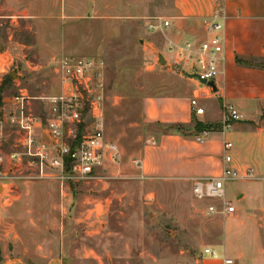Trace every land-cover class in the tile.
Returning <instances> with one entry per match:
<instances>
[{"label": "rangeland", "instance_id": "374dc122", "mask_svg": "<svg viewBox=\"0 0 264 264\" xmlns=\"http://www.w3.org/2000/svg\"><path fill=\"white\" fill-rule=\"evenodd\" d=\"M18 1L15 13L13 0H0V260L60 255L69 264L197 262L201 250L222 241L227 225H236L241 209L229 217L204 215L203 205L216 202L197 201L188 179L143 173L140 153L175 131L142 123L144 101L186 89L199 94L181 73L177 52H168L198 38V27L179 20L173 0ZM164 21L170 27L157 29ZM64 57L100 65L96 96L104 135L120 152L96 178L76 183L60 182L48 162L29 156L20 127L22 115L45 120V99L61 93L55 63ZM20 95L28 100L23 110L14 100ZM35 134L49 142L44 127ZM240 185H225L234 204Z\"/></svg>", "mask_w": 264, "mask_h": 264}, {"label": "crops", "instance_id": "0c3cea01", "mask_svg": "<svg viewBox=\"0 0 264 264\" xmlns=\"http://www.w3.org/2000/svg\"><path fill=\"white\" fill-rule=\"evenodd\" d=\"M12 3L17 13L21 3ZM216 4L225 16L219 74L209 88L196 87L199 94L194 92V97L186 89L177 96L144 101L142 123H159L175 131L163 133L154 147L144 148L140 167L155 178L216 176L224 167L222 145L230 142L231 167L237 170L238 178L234 181L241 184L233 191V199L241 213L233 218L236 225H227L222 241L208 246L217 258H209L201 250L197 262L186 260L185 264H222V257L233 259L234 264H264V199L260 189L264 187V0H173V11L179 20L192 21L200 32L198 22L210 17ZM192 99L204 108L202 116L192 115ZM222 104L235 108L240 120L229 132L216 130L202 144L197 143L191 121L220 125ZM186 128H190L188 135L183 134ZM0 264L69 263L60 255H38L34 261L6 256Z\"/></svg>", "mask_w": 264, "mask_h": 264}, {"label": "built area", "instance_id": "2783aa9c", "mask_svg": "<svg viewBox=\"0 0 264 264\" xmlns=\"http://www.w3.org/2000/svg\"><path fill=\"white\" fill-rule=\"evenodd\" d=\"M224 19L223 10L216 4L211 16L198 22L201 30L198 38L178 47L168 48L169 53L177 52L176 56L183 67L181 73L203 90L209 88V84L219 74L218 64L224 44L221 34ZM149 27L156 30L152 25ZM169 27L170 23L164 21L157 29L167 30ZM55 65L60 74L61 93L45 99L49 110L44 121L31 115H22L20 127L25 134L23 147L29 156L48 162L60 182L76 183L96 178L100 169H105L106 164L115 162L119 156L117 146L105 140L101 98L96 96V90L102 89L96 79V71L101 67L89 59L69 57L58 58ZM14 100L20 104L22 110L28 101L25 95L15 96ZM190 107L194 117L204 114V108L197 100L192 99ZM221 110L222 121L218 131L229 132L233 124L240 120V116L228 104H222ZM86 121L89 126L84 130ZM41 127L46 129L49 142L36 139L35 130ZM210 133L206 130L196 133V142L202 144ZM231 148L230 142L223 143L224 167L218 175L189 180L192 194L197 201L216 202L203 205L202 212L206 216L229 217L237 211L234 203L225 196L226 183L238 179L237 170L231 167ZM12 158L16 159L17 156ZM202 253L209 258H217L210 248L203 249ZM221 263L234 264V261L222 257Z\"/></svg>", "mask_w": 264, "mask_h": 264}, {"label": "trees", "instance_id": "16d2710c", "mask_svg": "<svg viewBox=\"0 0 264 264\" xmlns=\"http://www.w3.org/2000/svg\"><path fill=\"white\" fill-rule=\"evenodd\" d=\"M193 129L195 130L196 133H199L201 131H209V132H214L216 130L220 129V125L218 124H202L198 121H194V127Z\"/></svg>", "mask_w": 264, "mask_h": 264}, {"label": "water", "instance_id": "95a60500", "mask_svg": "<svg viewBox=\"0 0 264 264\" xmlns=\"http://www.w3.org/2000/svg\"><path fill=\"white\" fill-rule=\"evenodd\" d=\"M11 76H13V75H11ZM192 77H195V76H192ZM202 83H203V81H202ZM209 85H213V83H210ZM192 134H196V132L194 131Z\"/></svg>", "mask_w": 264, "mask_h": 264}]
</instances>
